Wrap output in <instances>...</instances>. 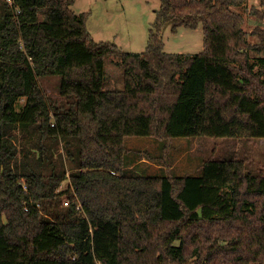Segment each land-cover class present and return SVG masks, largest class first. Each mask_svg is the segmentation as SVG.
Segmentation results:
<instances>
[{
    "label": "trees",
    "instance_id": "trees-1",
    "mask_svg": "<svg viewBox=\"0 0 264 264\" xmlns=\"http://www.w3.org/2000/svg\"><path fill=\"white\" fill-rule=\"evenodd\" d=\"M74 1L0 2V264H264L262 172L228 158L129 174L123 143L264 138V30L246 40L241 0H159L145 49L125 52L95 41ZM168 24H200L203 49L166 52ZM110 55L122 88L104 87Z\"/></svg>",
    "mask_w": 264,
    "mask_h": 264
},
{
    "label": "rangeland",
    "instance_id": "rangeland-1",
    "mask_svg": "<svg viewBox=\"0 0 264 264\" xmlns=\"http://www.w3.org/2000/svg\"><path fill=\"white\" fill-rule=\"evenodd\" d=\"M159 7V0H75L72 5L76 14H86V28L95 41L112 42L125 52L145 49L148 30ZM231 9L243 19L242 30L246 40L256 44V29L264 30V5L261 0H241ZM161 37L166 52L194 54L203 49L200 24L195 29L180 26L174 33L168 24L162 28ZM259 54L249 50L250 61L257 62ZM104 69V87L122 88L123 71L119 58L107 56ZM38 80L48 96H59L58 76ZM23 104L22 98L16 106L17 110ZM123 143L129 149L125 157L126 172L129 174L199 175L204 160L228 158L239 159L251 174H264V138L195 136L158 139L152 136H126ZM65 185L66 181L61 183V187ZM62 202L63 205L67 204L65 197Z\"/></svg>",
    "mask_w": 264,
    "mask_h": 264
},
{
    "label": "built area",
    "instance_id": "built-area-1",
    "mask_svg": "<svg viewBox=\"0 0 264 264\" xmlns=\"http://www.w3.org/2000/svg\"><path fill=\"white\" fill-rule=\"evenodd\" d=\"M6 1L10 2V0H6Z\"/></svg>",
    "mask_w": 264,
    "mask_h": 264
}]
</instances>
